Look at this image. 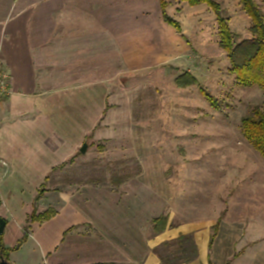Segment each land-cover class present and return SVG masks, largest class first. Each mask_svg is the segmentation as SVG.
Returning a JSON list of instances; mask_svg holds the SVG:
<instances>
[{"label": "crops", "instance_id": "1", "mask_svg": "<svg viewBox=\"0 0 264 264\" xmlns=\"http://www.w3.org/2000/svg\"><path fill=\"white\" fill-rule=\"evenodd\" d=\"M189 46L182 28L165 22L161 0H0V59L11 85L0 103V241L12 249L23 240L9 264H160L154 248L192 234L191 264H264V239L246 236L234 251L219 227L210 249L219 221L171 226L147 207L151 196L142 210L135 195L94 185L37 197L55 169L130 123L132 76L176 65ZM50 200L60 201L53 211ZM46 212L49 220L32 221ZM149 215L153 230L154 219L169 220L150 239L140 221Z\"/></svg>", "mask_w": 264, "mask_h": 264}, {"label": "rangeland", "instance_id": "2", "mask_svg": "<svg viewBox=\"0 0 264 264\" xmlns=\"http://www.w3.org/2000/svg\"><path fill=\"white\" fill-rule=\"evenodd\" d=\"M162 1L168 16L181 24L191 51L176 65L132 76L127 85L130 123L113 125L117 128L113 140L89 142L86 155L51 175L46 188L55 197L94 185L121 197L135 195L139 210L151 196L147 207L151 205L154 215L167 214L171 226L219 221L222 236L236 240L235 251L246 236L264 239V157L241 128L245 115L254 108L264 110V91L237 81L220 47L218 21L209 6ZM214 1L222 7L235 44L254 37L252 20L240 0ZM254 2L264 18L263 0ZM187 71L218 108L198 86L181 87L190 82L183 77ZM44 204L52 205L53 211L60 201ZM152 217L140 220L149 239L154 236ZM227 238L221 246L228 254Z\"/></svg>", "mask_w": 264, "mask_h": 264}, {"label": "trees", "instance_id": "3", "mask_svg": "<svg viewBox=\"0 0 264 264\" xmlns=\"http://www.w3.org/2000/svg\"><path fill=\"white\" fill-rule=\"evenodd\" d=\"M185 1H187L190 6L205 4L213 10L216 15V20L218 21L219 34H221L220 47L226 51L229 62H231V71L237 77V81L242 86H256L264 91V18H262L260 9L254 0H240L246 14L252 20L250 31L253 33L254 37L252 39L242 40L239 44L234 43V34L231 31L228 20L223 18L221 5L214 0ZM161 7L163 8L165 22L174 26L180 33V24L168 16L165 3L162 0ZM183 77L188 78L190 82L183 84L181 86L182 88H186V86L189 85L198 86L208 102L218 108L215 99L208 91L201 87L196 77L188 72L184 73ZM241 128L247 141L262 157H264V110L260 107L254 108L249 114L245 115L242 119ZM66 165L67 164H62V166L55 169V171L61 170L62 167ZM49 179L50 177L46 179V185ZM113 180L114 185L119 184L115 179ZM46 185L38 191V199L48 191L46 190ZM52 215V212H46L38 217L36 214H33L31 219L32 221L36 219L47 221ZM153 221L154 232L158 234L164 231L169 220L167 215H163ZM219 225L220 224L217 223L212 228L213 234L209 241L210 249H212L211 246L218 234ZM1 236L2 235H0V239ZM22 242L23 240L15 248L5 249L2 241H0V263L5 261L9 264V253L12 250L18 249ZM154 252L159 257L160 264H191L198 257V247L196 246L193 234L180 235L176 240L166 241L160 247L154 248ZM226 264H231V260Z\"/></svg>", "mask_w": 264, "mask_h": 264}, {"label": "built area", "instance_id": "4", "mask_svg": "<svg viewBox=\"0 0 264 264\" xmlns=\"http://www.w3.org/2000/svg\"><path fill=\"white\" fill-rule=\"evenodd\" d=\"M11 93L10 85V74L6 71L2 60L0 59V103L5 100ZM0 165L5 167L7 166L6 161H0Z\"/></svg>", "mask_w": 264, "mask_h": 264}, {"label": "water", "instance_id": "5", "mask_svg": "<svg viewBox=\"0 0 264 264\" xmlns=\"http://www.w3.org/2000/svg\"><path fill=\"white\" fill-rule=\"evenodd\" d=\"M86 147H87V145L85 144L83 149H81V152L84 154L86 151ZM5 225H6V223H5L4 219L0 217V234H2L4 232V230L6 228ZM2 264H7V263L5 261H3Z\"/></svg>", "mask_w": 264, "mask_h": 264}]
</instances>
